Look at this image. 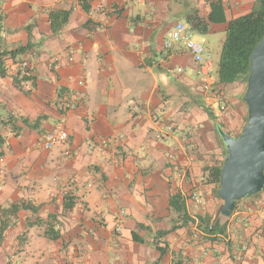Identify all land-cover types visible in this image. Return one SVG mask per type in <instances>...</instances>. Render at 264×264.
Listing matches in <instances>:
<instances>
[{
	"label": "crops",
	"instance_id": "obj_1",
	"mask_svg": "<svg viewBox=\"0 0 264 264\" xmlns=\"http://www.w3.org/2000/svg\"><path fill=\"white\" fill-rule=\"evenodd\" d=\"M255 3L0 0V53L28 46L0 59V264H264V188L223 217L205 171L224 160L217 125L237 136L246 123L244 88L217 85L210 60L228 99L215 116L190 56L163 47L190 15L215 19L208 35ZM56 12L68 17L53 31ZM23 61L31 79L19 84ZM62 118L66 141L43 150ZM215 221L224 234H205Z\"/></svg>",
	"mask_w": 264,
	"mask_h": 264
},
{
	"label": "water",
	"instance_id": "obj_2",
	"mask_svg": "<svg viewBox=\"0 0 264 264\" xmlns=\"http://www.w3.org/2000/svg\"><path fill=\"white\" fill-rule=\"evenodd\" d=\"M249 73L242 97L247 119L240 135L218 134L225 154L219 178L218 197L223 204L219 214L229 217L236 202L264 188V35L249 58Z\"/></svg>",
	"mask_w": 264,
	"mask_h": 264
},
{
	"label": "trees",
	"instance_id": "obj_3",
	"mask_svg": "<svg viewBox=\"0 0 264 264\" xmlns=\"http://www.w3.org/2000/svg\"><path fill=\"white\" fill-rule=\"evenodd\" d=\"M80 1L82 8L87 11L88 8L86 0ZM59 17H61V21L64 23L67 20L68 13L56 12L50 14V23L53 31L56 30V21H58L57 19ZM214 21L215 19L212 17L203 19L198 15H190L187 18L190 30L200 35L206 34L208 31V25ZM225 25L224 40L222 42L217 69L215 71L216 83L219 86L242 85L245 91L247 76L249 73L250 54L261 37L264 35V0H256L253 9L249 13L230 20L226 22ZM27 49L28 46H25L14 51L2 52L0 53V59L7 56L14 59L16 56L27 52ZM20 73L21 71L19 68L16 76L17 78L19 77V79L15 78V80L19 84L20 82L25 83L26 79L20 78ZM202 109L210 119H214L212 116L213 114L209 111V109L205 108L204 105H202ZM217 129L232 138L238 137L241 133L240 132L237 136H231L229 133L223 131L221 125H217ZM216 136L223 145V142L217 133ZM225 156L226 154L224 148L223 159ZM222 163L223 160L219 163V165L211 166L205 169V171L208 172L207 178L213 185H215L216 191L219 189V178ZM180 200L181 197L178 194L173 195L170 199V204L176 211H180ZM66 203V207H68L69 201ZM202 223L204 224V222ZM203 230L205 234L210 236L221 235L224 234V225L219 224V221L211 223L205 222Z\"/></svg>",
	"mask_w": 264,
	"mask_h": 264
},
{
	"label": "built area",
	"instance_id": "obj_4",
	"mask_svg": "<svg viewBox=\"0 0 264 264\" xmlns=\"http://www.w3.org/2000/svg\"><path fill=\"white\" fill-rule=\"evenodd\" d=\"M1 14V11H0ZM181 45L185 52L190 56L191 60L197 67V71L202 78V89L204 92H209L204 95L205 106L208 107L215 116L224 117L228 111V99L222 95L219 89L214 88V78L212 76V68L209 56L205 52V48L201 42L194 39L190 28L182 23H174L167 33V37L163 43L166 50L172 49L174 46ZM20 78H25L29 83L31 79V71L29 64L23 61L20 64ZM178 75L183 74L181 68L176 69ZM77 96L75 93H70L69 96L60 104V112L64 115L67 112L73 111L76 108ZM67 139V133L63 128V118L59 123L48 132L41 141V148L49 150L52 147L62 144ZM187 135H179L181 142H186ZM171 157V156H170ZM118 216H124V212L120 211ZM120 228V223H116L114 232L117 233Z\"/></svg>",
	"mask_w": 264,
	"mask_h": 264
},
{
	"label": "rangeland",
	"instance_id": "obj_5",
	"mask_svg": "<svg viewBox=\"0 0 264 264\" xmlns=\"http://www.w3.org/2000/svg\"><path fill=\"white\" fill-rule=\"evenodd\" d=\"M194 39L198 40L204 45L205 52L209 56V59L211 60L212 64L214 66H217L222 42L224 40V32L217 31L215 33L204 36L196 34Z\"/></svg>",
	"mask_w": 264,
	"mask_h": 264
}]
</instances>
